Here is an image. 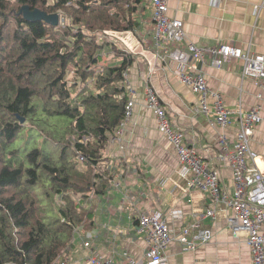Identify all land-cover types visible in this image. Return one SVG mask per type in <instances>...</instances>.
<instances>
[{"label":"trees","instance_id":"trees-1","mask_svg":"<svg viewBox=\"0 0 264 264\" xmlns=\"http://www.w3.org/2000/svg\"><path fill=\"white\" fill-rule=\"evenodd\" d=\"M24 5L70 25L27 20ZM148 14L149 0H0V264L68 262L74 230L95 226L89 197L112 177L97 165L125 117L131 61L113 45L124 60L97 69L95 33L133 30ZM24 132L35 144L11 148Z\"/></svg>","mask_w":264,"mask_h":264},{"label":"crops","instance_id":"crops-1","mask_svg":"<svg viewBox=\"0 0 264 264\" xmlns=\"http://www.w3.org/2000/svg\"><path fill=\"white\" fill-rule=\"evenodd\" d=\"M263 1L168 0V14L184 22L187 41L197 46L209 48L226 43L254 55H264V7L259 13L256 11V5ZM148 16L136 27L145 32L144 44L130 31L119 33L121 47L129 46L133 50L123 85L128 101L133 99L134 106L128 120L109 137L107 160L97 165L101 172L109 171L112 177L105 193L89 197L94 205L95 226L82 232L92 237L94 248L119 263L124 261V255H130L140 264H148L143 258L146 240L136 228L140 211H161L176 233L183 224L194 221L213 205L208 194L188 187L192 174L182 175L172 143L147 106L146 81L154 85L173 126L184 130L197 155L218 172L221 186L229 193L234 190L233 170L222 159L218 137L226 134L231 143L236 141L238 120L233 115L230 124L221 127L213 117L197 109L200 96L179 79L178 63L163 54L157 56L150 5ZM124 57L116 54L109 64H121ZM193 62L197 70H190L205 75L209 89L222 95L227 108L235 109L241 100L244 110L249 111L260 103L263 120L254 127L250 146L264 155V91L259 101L257 94L261 89L254 80L243 77V61L234 58L218 67L206 56ZM208 101L213 103L211 97ZM215 210V218L201 220L202 226L213 230V239L194 250H184L173 241L166 250L168 264H252L249 246L235 240L227 225L226 218L232 211L222 203L215 205ZM175 211L183 215L181 220L173 218ZM75 240L77 244L69 264H83L87 251L82 240Z\"/></svg>","mask_w":264,"mask_h":264},{"label":"built area","instance_id":"built-area-1","mask_svg":"<svg viewBox=\"0 0 264 264\" xmlns=\"http://www.w3.org/2000/svg\"><path fill=\"white\" fill-rule=\"evenodd\" d=\"M150 2L155 20L154 35L157 56L163 54L178 63L179 79L200 96L197 107L200 112L213 117L221 127H227L234 115L239 123V132L233 143L226 134L218 137L222 159H226L233 170L234 190L229 193L221 186L218 172L211 167L208 161H202L194 146L186 140L183 130L173 126L169 113L163 106L154 85L146 81L147 106L155 114L166 138L172 143L182 166V175L192 174L188 187L199 188L208 194L213 205L206 212L196 216L194 221L183 224L176 233L161 211H140L136 216V228L146 240L143 258L148 264H168L166 250L173 241L178 242L184 250H194L201 244L209 243L213 239V230L202 226L201 220L204 217L215 218V205L222 203L232 211L226 221L233 238L245 242L251 248L252 264H264V155L257 153L250 146L254 132L253 123L260 119V115L253 109L245 111L241 100L235 109L227 108L221 95L209 89L202 72L192 74L187 70L195 69L187 63L193 51L202 59L206 56L215 59L216 64L222 66L231 59H238L239 55L243 56L245 50L226 43L215 47H203L199 50L197 45L187 41L183 22L169 16L168 0H150ZM252 60L262 65L260 69L264 78V55L252 54ZM127 75L124 71V81ZM242 75L255 80L259 77L243 69ZM257 83L264 88V80L261 79L260 82L257 80ZM129 91L131 95H135L134 90L129 89ZM209 97L213 99L212 104L208 101ZM262 97L261 94H257L259 101ZM256 105L261 109L260 103ZM133 106L134 101L131 99L126 106V118L132 115ZM80 158L83 159V156ZM172 216L177 220L183 217L179 211L172 212ZM94 243L90 235L82 239V246L87 251L83 264H140L139 260L130 255H124L122 263L116 262L94 248ZM258 245L262 246L263 252H258L256 249ZM258 253L260 256L257 255ZM69 263L70 261H65L60 264Z\"/></svg>","mask_w":264,"mask_h":264},{"label":"rangeland","instance_id":"rangeland-1","mask_svg":"<svg viewBox=\"0 0 264 264\" xmlns=\"http://www.w3.org/2000/svg\"><path fill=\"white\" fill-rule=\"evenodd\" d=\"M60 15H61V22L58 24V26H61V27H66V26H69L70 25V21L68 20V19H66V18H64L63 17V15L60 13ZM149 17V16H148ZM148 17H146V18H148ZM74 31H75V29H74ZM128 31H130L129 33L130 34H133L135 37H136V39L138 40V41H140V42H142L143 44H144V38H145V32H143L142 30H138L137 28H135V29H133V30H128ZM122 32V31H121ZM126 32V31H125ZM119 33H120V31H114V30H101V31H97L96 33H95V35H96V38H97V41L102 45H104V47L102 48V52H101V55H100V61L101 62H99L97 65H96V68L97 69H99L102 65H105V64H107V63H109V62H112L111 60H113V59H115L116 58V53H115V50H113V45H116V47L118 48V49H122V48H124L123 46L121 47V45H120V40H119ZM124 49H126V54H128L129 55V57H130V55H133V53L131 52V51H133V50H131L130 49V47L128 46H125V48ZM123 50V49H122ZM74 70V68L73 67H71V70L70 71H73ZM71 79H72V77H73V72L70 74V76H69ZM79 86L80 87H83V84L81 83V82H79ZM97 91H100L99 89H97ZM129 102V101H128ZM128 102H127V104H128ZM163 103V102H162ZM128 120V118H126V116L124 117V120H123V122H125V121H127ZM25 122V121H24ZM183 132H184V130H183ZM27 135H29V133H26V132H24V133H22V137L21 138H19L18 140H16L14 143H13V145H12V147L11 148H19V149H23L26 145L30 148V147H32L35 143H34V138L33 139H31L30 141H29V143L27 144L26 143V136ZM185 135V134H184ZM179 159V158H178ZM202 161H204L205 162V160H203L202 159ZM56 198V197H55ZM57 198H59V199H57V201L56 202H59V200H60V197H57ZM54 216H57V214L54 212V213H52Z\"/></svg>","mask_w":264,"mask_h":264},{"label":"bare ground","instance_id":"bare-ground-1","mask_svg":"<svg viewBox=\"0 0 264 264\" xmlns=\"http://www.w3.org/2000/svg\"><path fill=\"white\" fill-rule=\"evenodd\" d=\"M149 5H150V10H151L152 20H153V23L155 24V20L153 19L152 6H151V2H150V0H149ZM263 7H264V1H263L261 4L256 5V11H257V13H259L260 10H261ZM168 8H169V5H168ZM168 11H169V10H168ZM169 16H170V15H169ZM171 17H172V16H171ZM174 18H176V17H174ZM178 19H179V18H178ZM180 20H181V19H180ZM181 21H182V20H181ZM182 22H183V21H182ZM183 24H184V22H183ZM185 33H186V31H185ZM186 38H187V34H186ZM202 48H203V47L198 46V49H199V50L202 49ZM239 56H240V55H239ZM239 56H238V60H242V61H243V65H242V69H243V70H245V71L248 72L249 74L256 75V77L259 76V77H257L258 82H260L261 79L264 80L263 76L261 75V69H260V68H262V65H261L259 62H257V61H253V60H252V54H251V52H250L249 50H245L243 56H240V57H239ZM194 59H201V60H202V57L197 56L195 51H193L192 53H190V56H189V59H188V62H187V63H188V66H192V67L195 68V70H197V66H196V65L194 64V62H193ZM213 60H214V62L216 63L215 59H213ZM217 61H218V60H217ZM217 66H218V65H217ZM218 67H220V66H218ZM187 70H188V72H190V73H192V74H196V73H198V72H192V71L190 70V68L187 69ZM251 79L254 80V82L256 83V85L259 86V84L257 83V80H255V79H253V78H251ZM259 88L261 89V92H259L258 94H261V95L263 96V94H262L263 92H262V91H264V88H262V87H260V86H259ZM218 93H219V92H218ZM219 94H220V93H219ZM220 95H221V94H220ZM221 97H222V95H221ZM261 99H262V98H261ZM251 109L257 111V112L259 113V115H260V119H259L258 121H256L255 123H253V126L256 127V126H258V125L262 122V120H263V118H262V116H261V113H260L261 109H259L257 105L254 106V107H252ZM80 159H81V158H80ZM81 160H82V159H81ZM74 237H75V239H78L79 241H81L82 238H83V233L80 232V231L74 230ZM256 249L258 250V252H263V250H262V246H261V245H258V246L256 247ZM250 252H251V255H252L251 248H250ZM257 255L260 256L259 253H258Z\"/></svg>","mask_w":264,"mask_h":264},{"label":"water","instance_id":"water-1","mask_svg":"<svg viewBox=\"0 0 264 264\" xmlns=\"http://www.w3.org/2000/svg\"><path fill=\"white\" fill-rule=\"evenodd\" d=\"M20 12L24 18L31 21H45L52 25H58L61 20L59 13H47L39 8L31 9L28 5L22 6ZM21 123H24V118H21Z\"/></svg>","mask_w":264,"mask_h":264}]
</instances>
